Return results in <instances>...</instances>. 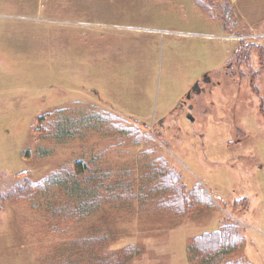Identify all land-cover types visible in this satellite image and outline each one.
Wrapping results in <instances>:
<instances>
[{
    "label": "rangeland",
    "instance_id": "1",
    "mask_svg": "<svg viewBox=\"0 0 264 264\" xmlns=\"http://www.w3.org/2000/svg\"><path fill=\"white\" fill-rule=\"evenodd\" d=\"M225 1L0 8V264H206L194 240L224 224L226 258L264 264V0ZM165 166L206 205L144 201Z\"/></svg>",
    "mask_w": 264,
    "mask_h": 264
},
{
    "label": "trees",
    "instance_id": "2",
    "mask_svg": "<svg viewBox=\"0 0 264 264\" xmlns=\"http://www.w3.org/2000/svg\"><path fill=\"white\" fill-rule=\"evenodd\" d=\"M225 3L228 2L225 1ZM225 9L226 6L224 8V11L225 12L229 11L230 14L227 15L228 17H230L232 14V9L230 10L228 7L226 10ZM228 22L223 21L225 26L228 24ZM99 118L103 119L101 116ZM65 125H66L65 130L68 131V129L73 130L68 126L69 125L76 126V123L71 122L68 125L67 124ZM117 127H122L125 133H128L132 137H135L137 141H139L142 137L145 136L142 133V131L140 130L137 131L134 128H130L122 122L120 124H117ZM124 127L130 129H126ZM63 130H64V126H63ZM81 167L82 164L76 162V165H74V171L75 172L78 171V173H81L79 170V168ZM165 168L167 167L165 166ZM165 168L155 169L152 174H147L148 179L149 180L151 179L150 183L153 185V187L152 189L149 188V193H146V195H144L145 196V199H143L144 201L148 200V197L154 201L158 200V198H161L160 200H158L159 204L161 205H159V208H156V210L168 211L174 216H180L181 215L180 211L182 210L184 211L190 210L194 206L203 205V204L206 205L204 198L200 196L199 193H192L187 190V188L183 184V178L178 172H176L172 168H167V169ZM58 177L60 179L63 178L62 175ZM24 186H26V184ZM32 187L36 190L38 184L36 183L32 185ZM142 189H145L146 191L147 187H143ZM76 191H78V195H80L79 197L80 200L76 199V202L78 203L80 201L82 203L84 202L81 205H80L81 202L79 204L77 203L76 211H78V213L81 214L92 212L91 210H93L97 206L96 198L98 197L99 192L88 193L81 190L80 191L76 190ZM154 193H156V195ZM152 194H154L153 196L155 197H151ZM241 201L243 205L245 206L248 205L247 199L244 198L237 202L239 203ZM237 202L236 205H238ZM244 245H245V240L241 235L238 226L234 224H224L218 231L204 233L200 236H197L194 240V244L192 248L196 249L195 251L198 253L197 254L198 257L206 264H253L252 262L244 258H238V259L232 258L230 260L226 258L229 254L236 252V249L244 247ZM96 262L97 260L95 261V263ZM112 263L113 261H110L109 263L106 264H112ZM70 264H78V263H70Z\"/></svg>",
    "mask_w": 264,
    "mask_h": 264
},
{
    "label": "crops",
    "instance_id": "3",
    "mask_svg": "<svg viewBox=\"0 0 264 264\" xmlns=\"http://www.w3.org/2000/svg\"><path fill=\"white\" fill-rule=\"evenodd\" d=\"M21 4V0H0V8H16Z\"/></svg>",
    "mask_w": 264,
    "mask_h": 264
},
{
    "label": "water",
    "instance_id": "4",
    "mask_svg": "<svg viewBox=\"0 0 264 264\" xmlns=\"http://www.w3.org/2000/svg\"><path fill=\"white\" fill-rule=\"evenodd\" d=\"M193 93H195V94H200V93H201V88H200L199 83H196V84L193 86L192 90L188 93L187 98H188V99H191ZM188 117H189L192 121H194V117H192L191 114H190Z\"/></svg>",
    "mask_w": 264,
    "mask_h": 264
},
{
    "label": "flooded vegetation",
    "instance_id": "5",
    "mask_svg": "<svg viewBox=\"0 0 264 264\" xmlns=\"http://www.w3.org/2000/svg\"><path fill=\"white\" fill-rule=\"evenodd\" d=\"M229 67H232V65H230ZM205 78H207V79H206L207 82H210V79H209L207 76H206ZM199 85H200V84H199ZM200 88H201V86H200ZM203 91H204V90H203ZM201 92H202V88H201ZM187 95H188V94H187ZM192 97H193V95H192ZM185 103H186V102H185ZM185 103H183L182 105H185ZM193 109H195V106L192 105V104H190V105H189V110H193ZM189 115H190V114H189ZM189 115H188V116H189ZM192 117H193V116H192ZM160 123H161V122H160Z\"/></svg>",
    "mask_w": 264,
    "mask_h": 264
}]
</instances>
